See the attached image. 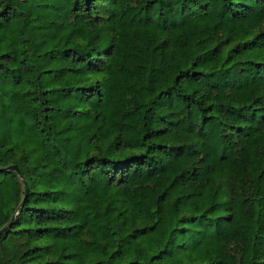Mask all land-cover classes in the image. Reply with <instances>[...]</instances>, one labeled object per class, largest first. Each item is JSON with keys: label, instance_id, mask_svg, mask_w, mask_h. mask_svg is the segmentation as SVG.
Returning <instances> with one entry per match:
<instances>
[{"label": "trees", "instance_id": "obj_1", "mask_svg": "<svg viewBox=\"0 0 264 264\" xmlns=\"http://www.w3.org/2000/svg\"><path fill=\"white\" fill-rule=\"evenodd\" d=\"M8 223L0 264H264V0H0Z\"/></svg>", "mask_w": 264, "mask_h": 264}, {"label": "water", "instance_id": "obj_2", "mask_svg": "<svg viewBox=\"0 0 264 264\" xmlns=\"http://www.w3.org/2000/svg\"><path fill=\"white\" fill-rule=\"evenodd\" d=\"M9 169L15 170V171L19 174V176H22L21 171H20V169L18 168L17 165H11V166L9 167ZM22 205H23V203H22ZM9 223H10V222H9ZM9 223H8L4 228L0 229V234H1L2 231H3V230L9 225Z\"/></svg>", "mask_w": 264, "mask_h": 264}]
</instances>
